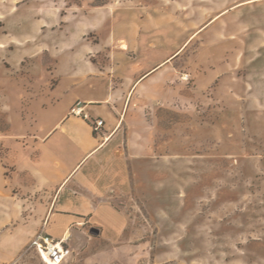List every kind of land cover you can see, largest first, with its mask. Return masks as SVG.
Listing matches in <instances>:
<instances>
[{"label":"rangeland","instance_id":"374dc122","mask_svg":"<svg viewBox=\"0 0 264 264\" xmlns=\"http://www.w3.org/2000/svg\"><path fill=\"white\" fill-rule=\"evenodd\" d=\"M77 90H107L122 120L111 196L131 238L110 256L264 264V0H0V264H43L22 118Z\"/></svg>","mask_w":264,"mask_h":264},{"label":"crops","instance_id":"0c3cea01","mask_svg":"<svg viewBox=\"0 0 264 264\" xmlns=\"http://www.w3.org/2000/svg\"><path fill=\"white\" fill-rule=\"evenodd\" d=\"M109 96L107 90L97 94L77 90L69 101L54 104L29 119L22 118L33 122L30 127L35 133L27 136L38 155L37 161L21 170L35 179L36 191L50 197L42 232L56 239L69 238L76 253L70 264H129L132 259L112 257L106 250L127 249L131 238L128 216L111 196L113 188L127 182L128 162L117 154L115 140L122 120L108 110ZM73 100L85 103V113L91 119L105 122L101 132H94L89 121L69 115ZM81 252L87 255L80 258Z\"/></svg>","mask_w":264,"mask_h":264},{"label":"built area","instance_id":"2783aa9c","mask_svg":"<svg viewBox=\"0 0 264 264\" xmlns=\"http://www.w3.org/2000/svg\"><path fill=\"white\" fill-rule=\"evenodd\" d=\"M70 115L89 121L96 133L101 132L105 123L100 119H91L85 113V103L82 101H78L72 106ZM81 225L84 224L82 223ZM68 239H56L43 231L33 239L30 247L40 255L43 264H70L72 258L76 256V253L70 247Z\"/></svg>","mask_w":264,"mask_h":264},{"label":"water","instance_id":"95a60500","mask_svg":"<svg viewBox=\"0 0 264 264\" xmlns=\"http://www.w3.org/2000/svg\"><path fill=\"white\" fill-rule=\"evenodd\" d=\"M181 51H182V50H181ZM181 51H180V52H181ZM178 53H179V52H178ZM178 53H177V54H178Z\"/></svg>","mask_w":264,"mask_h":264}]
</instances>
